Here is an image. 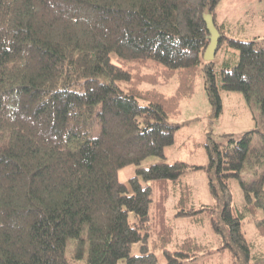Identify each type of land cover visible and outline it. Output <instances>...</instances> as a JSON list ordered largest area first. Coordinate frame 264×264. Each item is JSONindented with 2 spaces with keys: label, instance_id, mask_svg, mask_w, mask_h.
I'll return each mask as SVG.
<instances>
[{
  "label": "trees",
  "instance_id": "obj_1",
  "mask_svg": "<svg viewBox=\"0 0 264 264\" xmlns=\"http://www.w3.org/2000/svg\"><path fill=\"white\" fill-rule=\"evenodd\" d=\"M219 1L0 0V264H199L213 251L192 236L174 240L173 183L201 165L168 162L165 147L202 70L215 111L223 88L258 103L264 119V38L228 36L215 18L218 49L227 41L240 58L217 70L216 56L204 59V15L215 17ZM174 76L175 92L156 87ZM253 133L207 145L217 209L190 205L188 185L177 204L176 215L211 211L232 264H264L243 229L249 216L264 235V131L255 144ZM150 155L160 159L143 166ZM130 164L126 182L119 171Z\"/></svg>",
  "mask_w": 264,
  "mask_h": 264
},
{
  "label": "rangeland",
  "instance_id": "obj_2",
  "mask_svg": "<svg viewBox=\"0 0 264 264\" xmlns=\"http://www.w3.org/2000/svg\"><path fill=\"white\" fill-rule=\"evenodd\" d=\"M217 23H221L228 36L244 40H262L264 38V1L263 0H220L215 8ZM227 41L219 47L215 69L239 61L240 52L234 47H228ZM205 71L197 77L196 89L193 95L185 96L181 102L180 114L172 119L181 123L176 129L175 141L165 147L168 162L183 160L190 164L201 165L199 168L190 169L181 175L177 183H173L172 192L167 201L168 217L174 226V240H181L187 236L195 237L198 241L210 246L213 251H208L199 260V264H232V256L227 248L219 249L221 238L211 226V211L206 209L193 214L176 215L177 204L181 197L182 186H190L191 197L189 204L200 208L202 205L217 209L216 196L210 191L209 161L207 145L214 142L225 144L231 138L240 139L247 131L254 130L252 144L258 143V130L264 131V119L260 113L258 103L253 101L248 104L243 94L239 91L221 88L223 108L217 112L209 100L205 88ZM178 86V77L174 76L169 82L156 87L166 93H173ZM156 155H150L141 163L143 166L158 161ZM136 164L125 166L119 171L120 178L124 181L136 173ZM244 180L250 181L253 175L248 172L242 174ZM230 185L234 194V204L239 209L244 206V195L238 179L232 178ZM158 194L155 189L154 196ZM185 208H187L185 206ZM216 213H213L215 215ZM133 219V215L131 214ZM243 229L247 238L253 244L254 251L264 250V235H261L251 219L246 216ZM72 239L67 244V254L70 256ZM140 243L133 245V252H138ZM160 256V263L164 262L162 249H155ZM81 264L78 260H72Z\"/></svg>",
  "mask_w": 264,
  "mask_h": 264
},
{
  "label": "water",
  "instance_id": "obj_3",
  "mask_svg": "<svg viewBox=\"0 0 264 264\" xmlns=\"http://www.w3.org/2000/svg\"><path fill=\"white\" fill-rule=\"evenodd\" d=\"M204 17L207 24V28L210 32V42L204 52V59L213 60L216 56L222 33L220 32L215 22L214 14H212L211 12H206Z\"/></svg>",
  "mask_w": 264,
  "mask_h": 264
}]
</instances>
